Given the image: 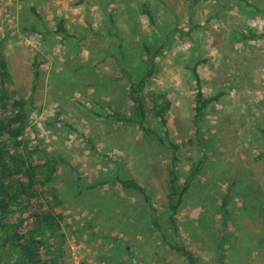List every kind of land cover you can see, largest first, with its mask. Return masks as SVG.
<instances>
[{"label": "rangeland", "instance_id": "obj_1", "mask_svg": "<svg viewBox=\"0 0 264 264\" xmlns=\"http://www.w3.org/2000/svg\"><path fill=\"white\" fill-rule=\"evenodd\" d=\"M60 21L67 36L57 31ZM0 40L12 88L31 98L27 111L41 148L58 159L60 174L43 204L62 212L64 264H187L150 229L138 194L101 184L116 175L137 180L165 221V166L153 165L158 150L136 127L101 116L105 107L126 106L114 58L119 42L139 76L142 43L166 41L150 88L172 101V137L185 144L181 182L201 158L192 67L199 64L205 96L226 93L199 123L207 159L176 216L177 240L215 264L206 243L220 240L218 208L229 192L227 264H264V0H0Z\"/></svg>", "mask_w": 264, "mask_h": 264}, {"label": "trees", "instance_id": "obj_2", "mask_svg": "<svg viewBox=\"0 0 264 264\" xmlns=\"http://www.w3.org/2000/svg\"><path fill=\"white\" fill-rule=\"evenodd\" d=\"M142 13L151 23L153 22V16L146 6ZM107 17L110 19V15ZM57 26L59 33L68 35L61 21ZM168 43L166 41L156 48L142 43L141 73L139 76H133L129 70V60L124 46L119 42L118 55L114 58L123 74L119 80L126 83L124 92L126 106L122 111L112 106L105 107L106 113L101 116L104 120L136 127L145 143L158 150L163 161L156 158L153 165L165 166L166 204L162 214L165 221L161 222L154 198L148 188L137 180L116 175L114 180H106L101 184L107 185L112 182L124 191L138 194L146 204L150 229L158 235L162 244L184 259L187 264H207L201 262L191 249L177 240L176 216L191 189L192 181L202 172L207 159L204 138L198 128L199 123L210 106L217 103L226 93L218 92L212 96H205L203 81L198 73L199 64L196 63L192 67L195 93L193 121L201 158L193 171L181 182L179 164L182 145L185 144L181 145L172 137L168 119L172 101L166 92L150 88L156 74L158 59L168 49ZM39 65L38 62L34 64L35 81L40 75ZM30 99L18 96L12 88L8 62L0 40V264H64L62 212L43 204L58 180L60 174L58 159L48 155L41 148L39 135L29 120L27 107L31 105ZM261 134L264 137V130ZM99 184L97 182L86 188L93 189ZM229 196V192L222 196L218 208L223 226L220 240L206 243L211 248L215 264H227L225 254L226 241L230 236L226 225L230 215ZM259 216L264 217V207ZM169 234L175 236V239L169 240Z\"/></svg>", "mask_w": 264, "mask_h": 264}]
</instances>
